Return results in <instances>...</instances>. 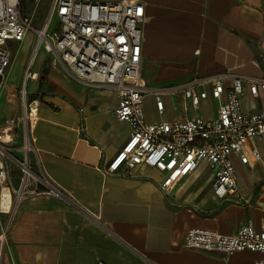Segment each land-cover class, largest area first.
Listing matches in <instances>:
<instances>
[{
	"label": "crops",
	"instance_id": "obj_1",
	"mask_svg": "<svg viewBox=\"0 0 264 264\" xmlns=\"http://www.w3.org/2000/svg\"><path fill=\"white\" fill-rule=\"evenodd\" d=\"M138 1L144 10L140 27L146 88L166 90L225 71L264 77V0ZM30 57L12 80H7L9 69L0 80V143L17 158L24 156L17 85ZM51 59L41 51L30 68L35 76L25 85L26 103L36 108L29 156L33 169L46 174L61 197L30 194L20 201L8 224L3 264H254L261 257L249 250L223 254L192 249L184 240L191 228L224 235L247 223L264 229V139L248 140L247 163L232 157L239 198H217L205 164L169 190L161 188L164 174L153 167L107 174L104 168L130 133L128 123L114 115L117 92L79 82ZM161 99L158 112L154 95L144 96L147 123L206 120L217 113L210 96L196 107L179 89L161 92ZM241 109H264L247 83ZM251 150L258 152V160Z\"/></svg>",
	"mask_w": 264,
	"mask_h": 264
},
{
	"label": "built area",
	"instance_id": "obj_2",
	"mask_svg": "<svg viewBox=\"0 0 264 264\" xmlns=\"http://www.w3.org/2000/svg\"><path fill=\"white\" fill-rule=\"evenodd\" d=\"M143 17V5L138 0L112 3L51 0L42 27L36 29L23 13L22 0H0V78H5L13 59L11 44H19L33 32L32 53L42 46L52 55L51 63H60L75 80L87 85H107L116 90L118 103L114 115L128 123L130 133L104 168L105 173L127 175L139 166L153 167L164 174L161 188L169 190L205 164L212 177L214 195L219 199L237 198L232 157L237 155L240 162L247 163L244 148L248 140L253 137L264 139V109L245 112L241 109V98L247 83L250 95L264 104V77L249 78L225 71L219 75L193 78L169 89H179L193 107L210 96L217 103L216 116L206 120L196 117L149 124L144 118V96L152 93L157 111L162 112L161 92L169 89L150 90L143 84L140 27ZM33 60L30 57L25 67L20 92L23 103L18 121L24 130L21 145L24 156H11L0 143V151L4 152H0V156L9 154L22 171L20 185L15 190L18 204L30 194L61 197V191L52 180L33 169L29 156L33 141L31 124L36 108L33 111L32 105L25 101V85L34 77L30 69ZM224 78L229 84L224 83ZM26 141L29 148L25 147ZM250 156L259 159L255 150H251ZM1 157L0 173L4 181ZM35 182H40L42 187H33ZM7 228L0 223V264L2 250L7 245ZM184 245L223 254L242 250L258 252L261 257L254 264H264V229L256 230L250 223L242 225L231 235L191 228Z\"/></svg>",
	"mask_w": 264,
	"mask_h": 264
},
{
	"label": "rangeland",
	"instance_id": "obj_3",
	"mask_svg": "<svg viewBox=\"0 0 264 264\" xmlns=\"http://www.w3.org/2000/svg\"><path fill=\"white\" fill-rule=\"evenodd\" d=\"M49 2H50V0H22L23 13L31 19L32 25L34 26V28L40 29L42 27ZM33 41H34V34H33V32H30L26 36L24 41L20 42L19 44L14 43V42L11 44L10 49H11L12 54H13V59L11 61L10 67H9L7 80H12L13 77L18 72V69H20V63L25 62L26 58L28 59L31 56ZM43 50L44 49L41 46L37 50L35 57H37V55ZM0 80H1V78H0ZM27 86H28V84H27ZM17 90H19V93L22 92V90H23L22 78L18 82ZM19 96H20L19 102L21 105L23 103V100H22L21 95H19ZM25 101L27 102L28 100H25ZM18 117H20V116H18ZM23 131L24 130H23V125H22L20 128V140H19L20 143L21 142L23 143ZM2 146H5V145L2 144ZM7 153L11 154L8 150H7ZM9 154L5 153L3 157L0 156L2 158L3 166L5 169V178H4L3 184L8 186L12 198L15 199V195H16L15 190L20 185V180H21L20 178L22 176V171L17 166L16 162H14V160L10 157ZM201 179H202V177H201ZM201 179L195 181V185H197ZM9 182H10V184H9ZM10 219H11L10 214L0 212V223L3 227L8 226ZM4 252H5V247L2 250L1 264H3L2 261H3Z\"/></svg>",
	"mask_w": 264,
	"mask_h": 264
},
{
	"label": "bare ground",
	"instance_id": "obj_4",
	"mask_svg": "<svg viewBox=\"0 0 264 264\" xmlns=\"http://www.w3.org/2000/svg\"><path fill=\"white\" fill-rule=\"evenodd\" d=\"M36 53L35 52L32 53L31 60L34 59V56L36 55ZM34 76H35V74H34ZM25 147L29 148L27 141L25 142ZM0 150H1V148H0ZM0 152L4 153L3 151H0ZM0 165H1V163H0ZM25 171L28 172L27 170H25ZM0 181H1V185H0V212L8 213V214H10V217H11L13 212L15 211V209L17 207L18 198L16 197V199L14 200L11 196L9 188L3 184V174L2 173H0Z\"/></svg>",
	"mask_w": 264,
	"mask_h": 264
}]
</instances>
